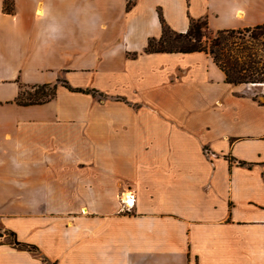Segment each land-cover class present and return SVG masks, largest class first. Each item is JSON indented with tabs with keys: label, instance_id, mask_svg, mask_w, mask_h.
<instances>
[{
	"label": "crops",
	"instance_id": "obj_1",
	"mask_svg": "<svg viewBox=\"0 0 264 264\" xmlns=\"http://www.w3.org/2000/svg\"><path fill=\"white\" fill-rule=\"evenodd\" d=\"M9 1L0 230L60 264H264L256 85L226 82L206 52L145 51L161 18L179 33L198 19L210 34L245 29L264 25V0ZM59 79L91 92L59 85L48 103L15 102ZM5 240L0 264H43Z\"/></svg>",
	"mask_w": 264,
	"mask_h": 264
},
{
	"label": "trees",
	"instance_id": "obj_2",
	"mask_svg": "<svg viewBox=\"0 0 264 264\" xmlns=\"http://www.w3.org/2000/svg\"><path fill=\"white\" fill-rule=\"evenodd\" d=\"M130 4L131 2L128 3V7ZM5 9L7 12H11L13 9L9 0H6ZM161 20L162 36L150 38L145 49L147 53L206 52L224 71L226 82L230 84H264V25L239 30H220L209 38L206 34L208 23L204 19L192 20L186 33L174 31L163 18ZM205 37H208V42L204 40ZM59 85L74 92H91L89 89L74 88L66 80L59 79L55 83L27 86L33 89V92L27 94H24L22 86V91L15 102L23 106L48 103L56 98ZM254 99L264 104L258 96H254ZM4 234L6 235L5 242L18 249L38 254L43 264H60L42 255L36 245L18 240L14 232L0 230V238Z\"/></svg>",
	"mask_w": 264,
	"mask_h": 264
},
{
	"label": "rangeland",
	"instance_id": "obj_3",
	"mask_svg": "<svg viewBox=\"0 0 264 264\" xmlns=\"http://www.w3.org/2000/svg\"><path fill=\"white\" fill-rule=\"evenodd\" d=\"M207 34V36L210 38V37H213L214 35L213 34H210V33H206ZM208 37H205L204 38V40H206L207 42L209 41V39H208ZM252 85H256V87L255 88H257L256 90H255V96H258V98H259V100L261 101V102H264V84L262 83V84H252ZM30 92H33V89L32 88H30V87H25L24 88V94H27V93H30ZM129 196H130V198H132L133 200H134V203H135V195L133 194V196H132V194H129ZM124 197V198H123ZM127 201V197H126V194L125 195H123V196H121V202H122V204L124 205V209L126 210V211H129V210H131L132 208H133V206L131 205V206H127L126 205V203H125V201ZM133 203V204H134Z\"/></svg>",
	"mask_w": 264,
	"mask_h": 264
},
{
	"label": "built area",
	"instance_id": "obj_4",
	"mask_svg": "<svg viewBox=\"0 0 264 264\" xmlns=\"http://www.w3.org/2000/svg\"><path fill=\"white\" fill-rule=\"evenodd\" d=\"M124 201H125V200H124ZM125 203H126L127 206H128V205H129V206H131V205L133 206L134 200H133V203H131V204H128V202H126V201H125Z\"/></svg>",
	"mask_w": 264,
	"mask_h": 264
},
{
	"label": "bare ground",
	"instance_id": "obj_5",
	"mask_svg": "<svg viewBox=\"0 0 264 264\" xmlns=\"http://www.w3.org/2000/svg\"><path fill=\"white\" fill-rule=\"evenodd\" d=\"M126 202H128V204H131L133 201L132 200H129V201H126Z\"/></svg>",
	"mask_w": 264,
	"mask_h": 264
}]
</instances>
